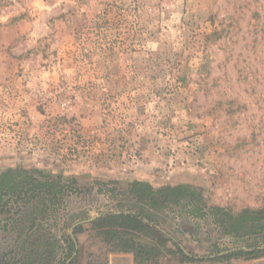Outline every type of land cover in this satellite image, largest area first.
Returning <instances> with one entry per match:
<instances>
[{
    "label": "rangeland",
    "instance_id": "374dc122",
    "mask_svg": "<svg viewBox=\"0 0 264 264\" xmlns=\"http://www.w3.org/2000/svg\"><path fill=\"white\" fill-rule=\"evenodd\" d=\"M7 169L75 179L79 192L48 212L33 239L41 256L1 257L25 216L0 236V264H60L69 254L73 264H264L186 262L145 236L137 241L158 253L137 263L88 222L129 207L133 182L191 185L232 214L264 207V0H0V173ZM155 218L198 258L262 244L179 209ZM79 224L73 256L66 236Z\"/></svg>",
    "mask_w": 264,
    "mask_h": 264
},
{
    "label": "trees",
    "instance_id": "16d2710c",
    "mask_svg": "<svg viewBox=\"0 0 264 264\" xmlns=\"http://www.w3.org/2000/svg\"><path fill=\"white\" fill-rule=\"evenodd\" d=\"M77 192L79 189L75 179L67 181H63L61 177L51 179L39 170L29 172L22 169H7L1 172L0 236H4L5 233H14V228L20 220L25 216L28 219L24 229L16 232L13 245L1 257H8L10 254L21 255V257L26 255L28 260V257L41 256L40 247L33 239L37 234L44 232V228L41 227L49 222L48 212L60 206L65 198ZM128 194L131 195L132 200L129 207L101 212L98 217L88 222L104 243L112 245V250L133 254L137 263L150 262L158 253L156 248L148 250L147 246L137 241L140 236L155 239L157 244L162 246L167 242L170 243L180 259L186 262L264 257V207L256 210L244 209L237 214H232L224 209L206 205L201 192L191 185L167 186L154 190L149 184L133 182ZM172 209H179L186 218L209 219L223 233L238 240L258 235L262 244L233 247L213 258H198L186 254L179 242L169 238L160 230L155 218L157 212ZM182 227L187 232L192 230L187 224H183ZM83 230L81 224L76 225L73 227V235L82 233ZM48 243L49 241L45 245ZM65 243L70 253L74 251L76 242L74 243L71 237L66 236ZM48 245L50 248H44V252L48 250L51 253L53 245ZM67 260L70 261L66 263ZM72 260L69 254L60 264H73ZM34 261L29 260L24 264H33Z\"/></svg>",
    "mask_w": 264,
    "mask_h": 264
},
{
    "label": "water",
    "instance_id": "95a60500",
    "mask_svg": "<svg viewBox=\"0 0 264 264\" xmlns=\"http://www.w3.org/2000/svg\"><path fill=\"white\" fill-rule=\"evenodd\" d=\"M93 219H94V218L89 219V221H92ZM69 235H70L71 239H72V240L74 241V243H75V238H74V236H73V228L70 229V234H69ZM74 255H76V243H75V251H74V253H73V256H74ZM73 256H72V257H73ZM68 262H69V261H68ZM68 262H67V263H68Z\"/></svg>",
    "mask_w": 264,
    "mask_h": 264
}]
</instances>
